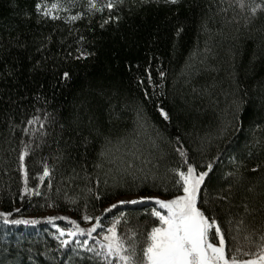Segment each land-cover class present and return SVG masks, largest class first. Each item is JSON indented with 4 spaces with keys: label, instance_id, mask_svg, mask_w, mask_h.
Here are the masks:
<instances>
[{
    "label": "trees",
    "instance_id": "obj_1",
    "mask_svg": "<svg viewBox=\"0 0 264 264\" xmlns=\"http://www.w3.org/2000/svg\"><path fill=\"white\" fill-rule=\"evenodd\" d=\"M96 2L101 6L107 0ZM53 3L61 5L53 12L60 19L36 9ZM256 4L264 0H123L112 22L101 28L108 10L89 12L88 0H0V212L11 213L10 220L40 221L16 225L0 218V264H103L75 243L61 247L57 228L69 229V220L88 228L83 216L89 215L100 216L106 232L123 213L121 235L150 229L151 202L111 213L105 209L124 196L177 194L168 171L180 159L177 138L193 162L213 163L202 197L222 228L231 227L229 249L233 236L245 247L246 235L259 242L264 234V8L253 15ZM76 14L82 19L66 22ZM77 49L92 55L76 60ZM64 71L71 74L68 81L61 78ZM139 106L142 127L136 123ZM45 114L50 115L44 129L27 124L33 116L44 122ZM90 116L99 118L114 141L127 138L106 159L98 155L103 137L89 132ZM21 141L31 145L29 188L38 196L23 194ZM44 162L52 169L51 188L49 178L38 179ZM48 213L66 219L53 225ZM93 237L102 239L101 230Z\"/></svg>",
    "mask_w": 264,
    "mask_h": 264
},
{
    "label": "snow or ice",
    "instance_id": "obj_2",
    "mask_svg": "<svg viewBox=\"0 0 264 264\" xmlns=\"http://www.w3.org/2000/svg\"><path fill=\"white\" fill-rule=\"evenodd\" d=\"M179 0H165V3L177 4ZM119 4H123V0H107L101 6L97 5L96 0H88V11L103 12L108 10V18L103 19L100 27L104 28L112 22V13L116 10ZM241 7L244 4L241 3ZM43 8V16L50 17L53 20L60 19L59 16L54 15V10H59L61 5L53 3L51 8L43 7L40 4L36 5V9L40 12ZM264 8L262 4H256L251 7L253 15L256 14L258 9ZM82 19L80 14L71 15L66 18V22L74 23ZM118 21L120 17H115ZM83 37H81V40ZM78 55L76 60L87 59L92 55L83 49H77ZM71 55V53H69ZM70 72L64 71L61 78L64 81L70 79ZM161 78L164 73L160 72ZM147 80L149 83L152 81L151 74H148ZM142 83V81H141ZM103 95V93H101ZM145 101L149 97L148 92L143 93ZM114 110L115 106H110ZM45 114L44 122H41L40 116H33L27 121V124L39 125V129H44L47 121ZM160 115L164 120H169V114L163 108L160 109ZM136 123L142 127L141 121L144 120L143 107L139 106L136 110ZM114 119H119L118 116ZM111 122V120H110ZM89 123L94 124V127L89 129L91 135L95 137H103L104 144L101 151L98 153L101 159L108 158L113 148L119 151L117 145L126 143V137L116 138L107 135L103 131V126L97 117L95 121L90 116ZM25 134L29 133V128L23 129ZM34 134V133H33ZM41 135H46L41 132ZM90 143L87 136L84 137L85 146ZM23 145L19 153V170L23 177V194L24 195H40L36 189L29 188V170L26 165V158L31 155V145L21 141ZM176 153L179 156V162L176 167L170 168L169 174L171 176V184L177 191L170 199H161L156 197H141L139 199L119 200L117 203L111 204L105 213H111L114 209H118L125 205H138L151 202L153 207L149 215L154 218L153 224L150 229H146L142 234L134 229L127 230L123 235L120 234L118 226L121 224L123 213L120 217L112 220L111 225L107 227L106 232H103L102 218L100 216L84 215L83 220L91 224L88 228H82L75 220H69L72 226L65 230L57 228L58 235L56 239L59 241L61 247H68L70 244L75 243L78 247L83 248L84 251L93 253L95 257L102 258L103 264H264V234L259 237V242H256L252 235L244 236L247 242V247L237 244V236H233L232 240L234 247L229 249L226 243V237L231 232V227L226 231L222 228L215 210L208 207V200L202 197V190L205 186L206 178L209 177L213 171V163L208 162L204 165H198L193 162L188 155L187 150L179 144L177 138ZM97 167L102 165L97 164ZM259 170L253 168L252 171ZM52 169L44 162L42 164V174L38 176L41 183L45 178H49L48 187L51 188ZM229 176L232 173H228ZM167 191V188L165 189ZM99 199V197H96ZM225 199V197H218ZM247 211V205H245ZM16 211H19L17 209ZM11 213L0 212V218L3 219L5 224H37L38 220L28 219H12L9 217ZM56 219H66L65 217H48L47 222L54 225ZM94 221V223H92ZM229 226L233 221L228 220ZM244 221H238V225H243ZM101 230L102 239H95L93 233ZM240 229L237 227V232ZM142 235V239L140 238ZM79 237H87L81 241ZM95 239V245L98 247L90 246L89 240Z\"/></svg>",
    "mask_w": 264,
    "mask_h": 264
},
{
    "label": "rangeland",
    "instance_id": "obj_3",
    "mask_svg": "<svg viewBox=\"0 0 264 264\" xmlns=\"http://www.w3.org/2000/svg\"><path fill=\"white\" fill-rule=\"evenodd\" d=\"M142 196H138V195H135V196H124V197H121L119 200H128V199H139L141 198ZM118 200V201H119ZM117 201V202H118ZM63 214H53V213H48L47 216L48 217H54V216H61Z\"/></svg>",
    "mask_w": 264,
    "mask_h": 264
}]
</instances>
